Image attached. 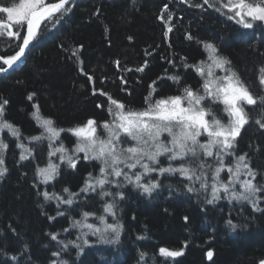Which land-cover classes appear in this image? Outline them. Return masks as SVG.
<instances>
[{"label": "trees", "instance_id": "1", "mask_svg": "<svg viewBox=\"0 0 264 264\" xmlns=\"http://www.w3.org/2000/svg\"><path fill=\"white\" fill-rule=\"evenodd\" d=\"M14 2L19 0H0V4ZM226 2L77 0L41 29L22 66L0 77V99L9 101L4 119L22 134L17 140L7 130L0 131V140L8 144L2 153L7 171L0 177V264H259L264 260V193L257 194L259 211L248 202L229 201L223 193L221 199L209 204L210 179L209 192H189L186 185L190 182L178 173H154L147 177L158 182L151 195L122 182L120 188H105L122 193L123 199L101 198L98 188L75 197L72 208H57L55 199L46 201L40 193L66 195L65 187L79 192L89 172L98 175V163L81 159L74 170L61 164L59 155L49 156L52 149L47 139L30 142L25 138L42 131L30 115L35 110L33 104L39 105L44 117L68 129L89 119L98 124L111 120L106 96L100 91L133 110L147 107L145 97L153 87V100L181 95L185 86L202 91L201 78L185 65L206 61L204 44L210 43L218 55L231 62L229 67L257 98V105L243 104L249 122L241 128L234 151L247 154L249 167L257 173L253 183L264 185V128L255 122L264 123V103L260 100L264 87L259 82V69L264 67V23L256 21L251 29L243 28L235 19H228L232 13L222 7ZM169 26L173 30L166 36ZM189 35L191 40L186 38ZM21 40L0 37V56L14 54ZM141 67L142 72L136 71ZM170 75H179L180 84L168 79ZM61 140L70 152L75 147L76 138L70 133H62ZM18 143L29 148L31 155L24 153L28 159L20 160ZM49 160L59 164V174L43 184L37 168L46 167ZM229 160L235 163V157H225L226 164ZM236 188L239 190V185ZM106 203L114 205V216L104 211ZM59 211L65 214L58 216ZM83 212L92 213L86 222L100 228L101 233L93 235L87 228L71 227ZM53 216L56 219L50 220ZM101 216L104 224L98 219ZM229 220L237 225L235 230L228 225ZM105 224H118L119 236L104 231ZM82 232L88 234L82 236ZM52 234H58L56 241ZM69 240L80 248L68 244ZM161 247L182 250L183 255L162 257ZM209 251L213 257L208 262ZM53 252L60 255L53 256Z\"/></svg>", "mask_w": 264, "mask_h": 264}, {"label": "snow or ice", "instance_id": "2", "mask_svg": "<svg viewBox=\"0 0 264 264\" xmlns=\"http://www.w3.org/2000/svg\"><path fill=\"white\" fill-rule=\"evenodd\" d=\"M181 2L187 3L188 0H181ZM68 3L69 0H59L58 3L49 2L47 4L45 0H19V2L0 4V37L22 39L18 51L7 57L0 56V64L7 66L0 67V73L7 72L25 56L26 49L38 38L41 22L61 10L67 11L65 6ZM204 3L208 4L209 0H204ZM190 6L199 7L200 5ZM222 7L232 13V15H228L229 20L235 19L236 23L245 29H251L253 22H264V0H259V2L227 0L222 4ZM165 10H167V6H165ZM219 10L217 8V11ZM161 20L167 24V20L163 16ZM25 25L27 34L21 37L19 28ZM13 26H16V30ZM172 30V27H167L165 35L167 36ZM186 38L191 40L192 36L189 35ZM204 49L208 53L207 60L210 63L201 61L196 65H185L186 69L191 68L201 78L202 92L200 89L193 90L191 86H185L181 95L153 100L152 95L155 91L153 87V92L145 97L147 107L142 110H133L126 108L122 101L100 91L101 96H106L107 111L112 119L99 124L96 120L89 119L83 125L68 129L59 127L53 119L44 117L39 105L33 104L35 110L30 115L42 131L39 135L25 137L26 139H29L30 142L47 139L49 147L52 149L49 156L59 153V162L66 163L74 170L81 159L96 161L99 166L98 175L89 172L79 192H71L67 187L63 189V193L66 195L49 194V192L43 191L40 194L44 199L46 201L55 199L58 202L57 208L61 205L72 208L76 203L75 197H79L81 193L96 192L98 188L100 191L97 195L101 198L119 196L123 199L122 193H113L105 188V185L120 188L123 186L122 182L133 184L143 193L151 195L158 187V182H153L155 177L148 179L149 174L156 172L159 175H175L178 173L190 182L189 185H186L189 192L201 190L209 192L208 181L210 179L212 183L210 185L211 198L207 200L209 204L221 199L220 194L223 193L229 201L248 202L252 204L253 210L259 211L257 194L264 193V185L253 183L257 173L249 167L246 161L247 154L238 155L234 151L236 138L240 135L241 128L249 122L248 113L243 104L257 105V98L229 67L231 62L226 57L217 54L218 49L214 45L205 43ZM72 55L76 56L77 52L73 51ZM116 63L119 65V61ZM143 70V67L136 69L140 72ZM216 70L224 75H217ZM259 73V82L264 85V67L259 69ZM167 78L177 85L180 84L181 77L179 75H170ZM91 79L92 77L89 76V80ZM93 94L95 95L96 92L94 91ZM28 99L32 100V95H29ZM260 100L261 103H264V97H261ZM204 101H210V104H205ZM8 104L7 99H0V131L6 129L11 136L19 140L22 135L20 130L4 119ZM211 104L224 106L223 111L228 117L227 123L217 118ZM104 106L97 105V107ZM255 122L264 128V123L260 120ZM98 129L103 131L98 133ZM62 133H70L76 138L71 155L68 154L69 149L64 146L63 140H61ZM202 136H206L207 140L202 142L200 139ZM57 142H59L58 145L52 147ZM16 146L22 149L20 160L28 159L24 153L31 155L29 148L22 143H18ZM7 149L8 144L0 140V177L4 176L7 171L3 167L5 161L2 155ZM80 153H83V156H80ZM161 157L169 162L167 167L161 166L163 163ZM225 157H235V163L229 160L226 164ZM208 158H211L212 162ZM172 162H178V164L174 166ZM138 169L143 171H138ZM222 172L227 175L222 177ZM58 174L59 164L53 163L51 160L46 167L37 168V176L40 178V183L43 184L50 183ZM241 176L250 177V179L241 180ZM196 184H199V189L195 187ZM237 185H239V190L236 188ZM113 207L112 203H106L104 211L114 216ZM64 214V211L57 213L58 216ZM91 215L90 212H83L82 218L73 221L71 227L87 228L93 235L101 233L100 228L86 222ZM49 219L55 220L56 217H49ZM98 219L101 224H104L102 216ZM227 223L233 230L237 227L231 220ZM119 228L118 224H105L104 231L110 230L118 237ZM64 231L68 232L69 230L65 228ZM87 234L81 233L82 236ZM57 235L52 234L51 239L56 241ZM101 238L103 239V236ZM77 239L79 240L80 237ZM84 243L87 244L88 241L85 240ZM68 244L80 248V245L74 241L69 240ZM68 244L64 245L65 249ZM52 255L59 256L60 253L53 252ZM159 255L175 258L183 255V251L161 247ZM212 255L211 251L207 253L209 259ZM143 256L142 253L141 258ZM12 259L17 258L12 257ZM52 264H56V262L52 261ZM60 264H67V262L60 261ZM259 264H264V260H261Z\"/></svg>", "mask_w": 264, "mask_h": 264}, {"label": "rangeland", "instance_id": "3", "mask_svg": "<svg viewBox=\"0 0 264 264\" xmlns=\"http://www.w3.org/2000/svg\"><path fill=\"white\" fill-rule=\"evenodd\" d=\"M50 1H52L53 3H56V2H58L59 0H45V3L47 4V3H49ZM77 1V0H76ZM75 1V2H76ZM74 2V3H75ZM73 4V3H72ZM72 4H70V5H72ZM69 5V6H70ZM69 6H67L66 8H68ZM63 11V10H62ZM262 23H264V22H262ZM13 28H14V30H16V26H13ZM23 28V30H24V26L23 27H21L20 29H19V32H20V36L21 37H23L24 36V31L22 30L21 31V29ZM41 29H42V27H41ZM40 29V30H41ZM23 32V33H22ZM14 39H17V38H14ZM21 42H22V40H21ZM35 43V42H34ZM33 43V44H34ZM21 44V43H20ZM33 44H32V46H33ZM31 46V47H32ZM31 49V48H30ZM29 49V50H30ZM28 50V51H29ZM28 53V52H27ZM208 55V54H207ZM23 61H24V59H23ZM23 61H22V63H23ZM206 63H210V61H208L207 60V58H206V61H205ZM22 63L20 64L21 66H22ZM9 74V73H8ZM216 74L217 75H220V76H222V75H224V73H222V72H220L219 70H216ZM4 76V75H3ZM1 77V76H0ZM263 87H264V85H263ZM202 91H203V89H202ZM201 91V92H202ZM204 103H208V104H210V101H204ZM223 105L222 104H211V108L213 109V112L215 113V115L217 116V118H219V119H221L222 120V122H224V123H227V120H228V117H227V114L223 111ZM112 119V118H111ZM6 130V129H5ZM103 130L102 129H98V133H100V132H102ZM6 132H8V131H6ZM166 135V134H165ZM162 139H163V137H162ZM201 141L203 142V141H206L207 140V137L206 136H202L201 138ZM68 154H73L72 152H70L69 151V153ZM81 155H83V153H80ZM56 155H60L59 153H57ZM56 155H54L53 157H55ZM161 158H163L164 160V162H163V164L161 165V166H163V167H166V166H168V161L167 160H165V158L164 157H161ZM172 163H174V162H172ZM138 171H143L142 169H138ZM154 173H156V172H153V173H151V174H154ZM151 174H149V176L151 175ZM243 179H247V177L246 176H241V180H243ZM86 229V228H85Z\"/></svg>", "mask_w": 264, "mask_h": 264}, {"label": "water", "instance_id": "4", "mask_svg": "<svg viewBox=\"0 0 264 264\" xmlns=\"http://www.w3.org/2000/svg\"><path fill=\"white\" fill-rule=\"evenodd\" d=\"M76 0H69V3L65 6V7H67V6H69L70 4H72V3H74ZM59 2V1H58ZM58 2H56V3H58ZM62 11V10H61ZM60 13V12H59ZM54 14H58V13H54ZM53 14V15H54ZM48 19V18H47ZM47 19H45L44 21H42L41 22V25H40V28L38 29V35H39V33H40V29H41V27H42V25H43V23L47 20ZM27 34V32H26V25L24 26V35H26ZM36 41V39L29 45V47L26 49V53L28 52V50L31 48V46H32V44L34 43ZM22 43V42H21ZM26 55V54H25ZM23 58L24 57H22L21 58V60L19 61V62H17V64H15L11 69H9L7 72H3V73H0V76H3V75H5V74H8L9 72H11L13 69H15L16 67H18L21 63H22V61H23ZM2 67H7V66H4V65H2V64H0ZM212 257H213V255H212ZM212 257H211V259H212ZM206 259H207V261L209 262L211 259H209L208 258V256L206 255Z\"/></svg>", "mask_w": 264, "mask_h": 264}, {"label": "bare ground", "instance_id": "5", "mask_svg": "<svg viewBox=\"0 0 264 264\" xmlns=\"http://www.w3.org/2000/svg\"><path fill=\"white\" fill-rule=\"evenodd\" d=\"M59 14V13H58ZM57 14H54L52 17H49L44 23H43V25H42V28L54 17V16H56ZM41 31V30H40ZM18 51V50H17ZM27 54V53H26ZM26 56V55H25ZM25 56H24V58L23 59H25ZM23 64V63H22ZM0 67H1V65H0ZM19 67H21V65H19L18 67H16L15 69H13L12 71H14V70H16V69H18ZM11 71V72H12ZM11 72H9V73H11ZM5 75H7V74H5ZM207 255V254H206Z\"/></svg>", "mask_w": 264, "mask_h": 264}]
</instances>
